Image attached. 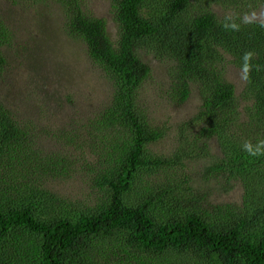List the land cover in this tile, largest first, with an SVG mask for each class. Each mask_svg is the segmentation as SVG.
Instances as JSON below:
<instances>
[{
  "label": "trees",
  "instance_id": "16d2710c",
  "mask_svg": "<svg viewBox=\"0 0 264 264\" xmlns=\"http://www.w3.org/2000/svg\"><path fill=\"white\" fill-rule=\"evenodd\" d=\"M21 1L61 9L66 35L109 74L111 97L80 119L79 139L53 136L48 149L79 155L81 164L92 157V185L102 196L80 210L52 190L58 172L35 159L36 144L56 128L21 124L0 103V264H264V21L252 13L260 12L258 0H109L114 38L104 20L85 11L86 0ZM14 33L0 19V76L1 48ZM142 52L170 62L166 102L180 109L195 91L199 96L195 114L179 122L177 151L162 156L150 147L168 132L139 99L151 73ZM230 71L242 77L239 95ZM187 161L195 162L192 186L157 183L143 191L142 172L156 171L158 181ZM236 182L240 202H224Z\"/></svg>",
  "mask_w": 264,
  "mask_h": 264
},
{
  "label": "rangeland",
  "instance_id": "374dc122",
  "mask_svg": "<svg viewBox=\"0 0 264 264\" xmlns=\"http://www.w3.org/2000/svg\"><path fill=\"white\" fill-rule=\"evenodd\" d=\"M109 4V0H86L85 11L104 20L109 37L114 38L115 25ZM258 5L260 12L256 14L253 11V18L264 21V0H258ZM223 12L219 10L218 15L222 16ZM0 19L16 31L11 35L12 39L10 37V45L1 48L6 65L0 76V103L21 124L28 121L26 125L29 127L56 128L54 133H46V137L41 139L42 145L36 144L40 157L35 156V159L58 172L59 179L52 183V190L72 208L80 210L102 196L101 190L92 185V157L90 161L86 159L87 164H81L76 163L83 161L79 155L75 160L70 159V153L52 147V150L48 149L55 144L53 136L79 139L84 134H77L82 130L80 119L95 116L110 100V76L92 63L83 43L66 35L63 13L53 2L28 4L21 0H0ZM18 22L24 23V27H20ZM140 57L151 69L149 78L139 90L140 104L151 122L155 126H163L168 132L166 139L150 147L155 155L162 156L172 150L177 151L179 122H185L195 114L199 96L195 91L180 109L166 102L165 94L168 95L166 92L170 87L167 77L170 62L147 52H142ZM230 73L232 76L229 78L239 95L242 77L235 76L234 71ZM52 155L59 160L48 163L44 157ZM194 167L195 162L187 161L167 170V176L159 174L158 181L152 180L156 171L142 172L139 176L143 180L141 187L148 192L157 183L176 186L188 181L192 186L195 183ZM242 188L240 182L234 183L231 191L222 195V200L232 204L240 202Z\"/></svg>",
  "mask_w": 264,
  "mask_h": 264
},
{
  "label": "clouds",
  "instance_id": "9594fccd",
  "mask_svg": "<svg viewBox=\"0 0 264 264\" xmlns=\"http://www.w3.org/2000/svg\"><path fill=\"white\" fill-rule=\"evenodd\" d=\"M244 149L246 151H248L251 155H257L258 152H259V147L256 149V151H253L252 148H251V146L249 144H247V143H245Z\"/></svg>",
  "mask_w": 264,
  "mask_h": 264
}]
</instances>
